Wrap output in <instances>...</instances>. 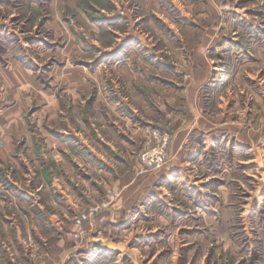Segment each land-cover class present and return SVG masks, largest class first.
Segmentation results:
<instances>
[{
  "label": "rangeland",
  "instance_id": "rangeland-1",
  "mask_svg": "<svg viewBox=\"0 0 264 264\" xmlns=\"http://www.w3.org/2000/svg\"><path fill=\"white\" fill-rule=\"evenodd\" d=\"M0 264H264V0H0Z\"/></svg>",
  "mask_w": 264,
  "mask_h": 264
},
{
  "label": "crops",
  "instance_id": "crops-1",
  "mask_svg": "<svg viewBox=\"0 0 264 264\" xmlns=\"http://www.w3.org/2000/svg\"><path fill=\"white\" fill-rule=\"evenodd\" d=\"M189 95L191 96V92L189 93ZM192 105H193L194 108H195V103H193ZM201 125H204V124H203V123H200L199 126H201Z\"/></svg>",
  "mask_w": 264,
  "mask_h": 264
}]
</instances>
